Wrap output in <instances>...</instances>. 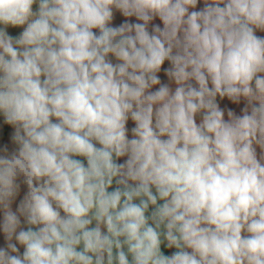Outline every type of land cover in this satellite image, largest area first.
Returning <instances> with one entry per match:
<instances>
[{
	"label": "clouds",
	"instance_id": "9594fccd",
	"mask_svg": "<svg viewBox=\"0 0 264 264\" xmlns=\"http://www.w3.org/2000/svg\"><path fill=\"white\" fill-rule=\"evenodd\" d=\"M258 33L264 0H0V264H264Z\"/></svg>",
	"mask_w": 264,
	"mask_h": 264
},
{
	"label": "rangeland",
	"instance_id": "374dc122",
	"mask_svg": "<svg viewBox=\"0 0 264 264\" xmlns=\"http://www.w3.org/2000/svg\"><path fill=\"white\" fill-rule=\"evenodd\" d=\"M158 23H159V21H158ZM258 35H264V33H258ZM242 106V105H241ZM237 111L239 112V109H237ZM133 125H132V123L130 122L129 123V127L131 128Z\"/></svg>",
	"mask_w": 264,
	"mask_h": 264
},
{
	"label": "crops",
	"instance_id": "0c3cea01",
	"mask_svg": "<svg viewBox=\"0 0 264 264\" xmlns=\"http://www.w3.org/2000/svg\"><path fill=\"white\" fill-rule=\"evenodd\" d=\"M157 23H158V21H157ZM13 34H16V32L15 31H13ZM23 195V189H22V192H21V196Z\"/></svg>",
	"mask_w": 264,
	"mask_h": 264
}]
</instances>
